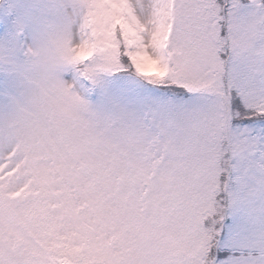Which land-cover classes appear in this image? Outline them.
<instances>
[{
	"label": "snow or ice",
	"instance_id": "1",
	"mask_svg": "<svg viewBox=\"0 0 264 264\" xmlns=\"http://www.w3.org/2000/svg\"><path fill=\"white\" fill-rule=\"evenodd\" d=\"M0 264H264V0H0Z\"/></svg>",
	"mask_w": 264,
	"mask_h": 264
}]
</instances>
